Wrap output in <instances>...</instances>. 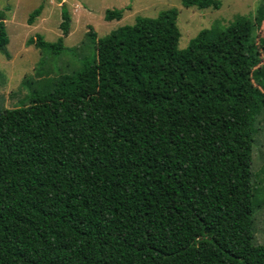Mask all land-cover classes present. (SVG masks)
I'll return each mask as SVG.
<instances>
[{"label":"trees","instance_id":"16d2710c","mask_svg":"<svg viewBox=\"0 0 264 264\" xmlns=\"http://www.w3.org/2000/svg\"><path fill=\"white\" fill-rule=\"evenodd\" d=\"M177 16H137L100 38L88 26L80 66L24 80L20 106L0 108V264H264L251 165L264 44L239 14L179 49ZM70 22L63 5L55 41L27 39L37 74L67 50Z\"/></svg>","mask_w":264,"mask_h":264},{"label":"rangeland","instance_id":"374dc122","mask_svg":"<svg viewBox=\"0 0 264 264\" xmlns=\"http://www.w3.org/2000/svg\"><path fill=\"white\" fill-rule=\"evenodd\" d=\"M63 5L71 15L69 33L64 37L67 50L58 57H48L43 64L48 73L39 75L37 69L42 53L33 44L27 45V39L40 33L45 40L55 41L61 35L59 24ZM127 5L131 8L124 9L120 19L105 20L106 9ZM5 6L9 8L5 11V25L9 38L6 48L10 57L0 53V108L20 106L27 93L26 82L22 84L24 80H32V84H36L39 79L56 75L57 71L80 66L82 57L89 52L86 32L90 25L100 38L119 26L133 24L137 16L154 17L161 10L174 7L178 9L176 24L180 31L177 47L183 49L200 30L215 23L225 26L241 14L253 20L254 37L264 44V0H221L218 9L186 7L181 0H0V9ZM41 6L40 15L33 24H28L29 14ZM256 127L251 163L255 196L254 242L264 244V114Z\"/></svg>","mask_w":264,"mask_h":264},{"label":"crops","instance_id":"0c3cea01","mask_svg":"<svg viewBox=\"0 0 264 264\" xmlns=\"http://www.w3.org/2000/svg\"><path fill=\"white\" fill-rule=\"evenodd\" d=\"M124 12V11H123ZM123 16V15H122ZM66 37V36H65Z\"/></svg>","mask_w":264,"mask_h":264}]
</instances>
